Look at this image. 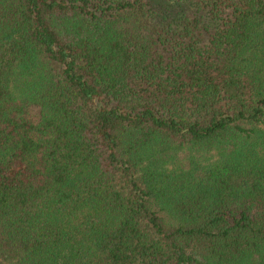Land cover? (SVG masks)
<instances>
[{
	"label": "trees",
	"instance_id": "obj_1",
	"mask_svg": "<svg viewBox=\"0 0 264 264\" xmlns=\"http://www.w3.org/2000/svg\"><path fill=\"white\" fill-rule=\"evenodd\" d=\"M0 264H264V0H0Z\"/></svg>",
	"mask_w": 264,
	"mask_h": 264
}]
</instances>
